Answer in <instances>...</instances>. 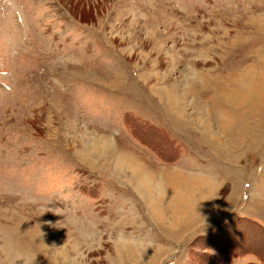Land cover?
Wrapping results in <instances>:
<instances>
[{
	"label": "rangeland",
	"instance_id": "1",
	"mask_svg": "<svg viewBox=\"0 0 264 264\" xmlns=\"http://www.w3.org/2000/svg\"><path fill=\"white\" fill-rule=\"evenodd\" d=\"M263 256L264 0H0V264Z\"/></svg>",
	"mask_w": 264,
	"mask_h": 264
},
{
	"label": "bare ground",
	"instance_id": "2",
	"mask_svg": "<svg viewBox=\"0 0 264 264\" xmlns=\"http://www.w3.org/2000/svg\"><path fill=\"white\" fill-rule=\"evenodd\" d=\"M176 196L174 197V198H176L177 197V194L178 193H174ZM184 203V204H183ZM187 203V202H186ZM186 203L185 202H178V200L177 201H174V200H172V208H173V213L175 214H179L180 212L182 213V212H184L185 211V209L188 207L187 205H186ZM187 206V207H186ZM182 208V209H180V208ZM175 208V209H174ZM179 208V210L177 211L176 209H178ZM185 208V209H184Z\"/></svg>",
	"mask_w": 264,
	"mask_h": 264
},
{
	"label": "trees",
	"instance_id": "3",
	"mask_svg": "<svg viewBox=\"0 0 264 264\" xmlns=\"http://www.w3.org/2000/svg\"><path fill=\"white\" fill-rule=\"evenodd\" d=\"M138 120H139V119H138ZM132 124H133V123H132ZM140 124H141V122H140ZM133 125H134V124H133ZM140 128L143 129L142 126H140ZM262 260L264 261V256L262 257Z\"/></svg>",
	"mask_w": 264,
	"mask_h": 264
}]
</instances>
